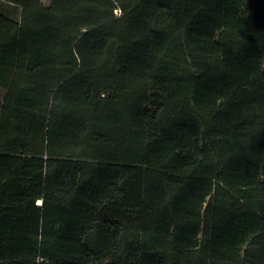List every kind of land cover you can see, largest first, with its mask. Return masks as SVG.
I'll return each mask as SVG.
<instances>
[{
    "label": "trees",
    "instance_id": "trees-1",
    "mask_svg": "<svg viewBox=\"0 0 264 264\" xmlns=\"http://www.w3.org/2000/svg\"><path fill=\"white\" fill-rule=\"evenodd\" d=\"M0 91V264H264V0H0Z\"/></svg>",
    "mask_w": 264,
    "mask_h": 264
},
{
    "label": "rangeland",
    "instance_id": "rangeland-1",
    "mask_svg": "<svg viewBox=\"0 0 264 264\" xmlns=\"http://www.w3.org/2000/svg\"><path fill=\"white\" fill-rule=\"evenodd\" d=\"M53 2L54 0H23V6L40 12L52 14ZM3 12L12 18H17L19 14V10L11 6L3 7ZM3 97L4 93L0 91V101L3 100Z\"/></svg>",
    "mask_w": 264,
    "mask_h": 264
}]
</instances>
